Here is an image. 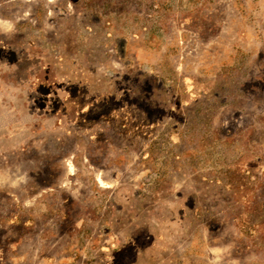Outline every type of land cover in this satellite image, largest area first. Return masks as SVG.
<instances>
[{"label":"rangeland","instance_id":"rangeland-1","mask_svg":"<svg viewBox=\"0 0 264 264\" xmlns=\"http://www.w3.org/2000/svg\"><path fill=\"white\" fill-rule=\"evenodd\" d=\"M0 264H264V0H0Z\"/></svg>","mask_w":264,"mask_h":264}]
</instances>
